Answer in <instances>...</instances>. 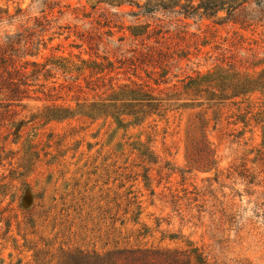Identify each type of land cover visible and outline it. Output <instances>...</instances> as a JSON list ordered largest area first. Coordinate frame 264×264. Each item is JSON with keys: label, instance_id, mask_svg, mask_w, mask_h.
<instances>
[{"label": "rangeland", "instance_id": "obj_1", "mask_svg": "<svg viewBox=\"0 0 264 264\" xmlns=\"http://www.w3.org/2000/svg\"><path fill=\"white\" fill-rule=\"evenodd\" d=\"M222 1L234 7L242 2ZM146 2L141 0V6ZM120 3L0 0V43H16L37 18L46 16L63 29L55 28L30 48L29 54L38 56L27 61L116 60L139 48L128 27L150 24L151 29L179 33L170 41L171 53L184 49L185 57L171 54L168 59L172 84L231 63L250 72L264 69V29L243 30L233 20L225 21L227 6L200 20L185 19L174 4L168 11L158 8L148 14ZM246 4L247 11H257L255 1ZM105 21L111 22L113 34L100 36L90 50L88 33L96 37L107 32ZM54 77L50 82L57 86L70 82L60 72ZM56 90L53 98L38 94L40 100L25 101V110L15 109L17 120L29 122L50 99L66 92ZM239 109L257 114L251 128L232 125L230 116L239 111L228 106L217 124L211 113L195 109L153 117L126 130L111 119L82 117L27 123L17 134L10 127L2 129L0 152L6 153L0 160V264H60L77 252L195 248L211 264H264V95H253ZM200 121L210 122L203 128ZM240 131L246 134L239 136ZM30 144L39 158L25 155ZM145 150L150 154L142 157ZM224 214L234 216L235 223H228Z\"/></svg>", "mask_w": 264, "mask_h": 264}, {"label": "trees", "instance_id": "obj_2", "mask_svg": "<svg viewBox=\"0 0 264 264\" xmlns=\"http://www.w3.org/2000/svg\"><path fill=\"white\" fill-rule=\"evenodd\" d=\"M117 1L121 2L119 6L135 5L141 9L140 12L148 14L157 11L158 8L168 11L174 4V7L179 8L176 13L184 15L185 19L198 16L200 20L216 16L227 6L228 17L224 19L225 21L233 20V23L241 26L243 30L259 27L264 29V0H250L255 1L257 7V11L250 12L247 11V0H241L240 5L236 7L222 0H147L142 6L141 0ZM151 1H157L158 5L151 7ZM42 19L37 18L34 27L27 28L26 33L19 35L16 43H0V132L10 127L16 131L11 134H17L23 131L27 123L47 125L76 117L87 118L93 122L111 119L118 129L126 130L141 126L153 117L164 118L172 113L195 109H204L206 115L211 113V121L217 124L222 111L228 106L237 107L239 111L230 116V119H233L232 125H243V128L247 129L251 128L252 121L256 120L257 114L251 111L241 114L239 108L253 95L257 93L264 95V69L250 72L249 69L244 70L243 65L231 63L226 66L219 65L205 74L188 76L180 83L172 84L168 77L170 73L168 59H172L171 54L177 55L179 59L185 57L184 49L179 50L180 54H177V51L171 53L173 47L170 41L178 37L179 33L171 34L170 30L163 31L158 27L151 29L150 24L128 27L132 40L140 43L139 48L130 51V57L125 56L116 60L108 57L102 60L99 58L72 60L61 57L45 64L36 59L27 61V57L38 56V53L29 54L30 48L43 43L45 37L55 28L59 31L63 29L52 26L53 21L48 20L46 16ZM104 23L102 27H107V32L96 37L88 33L86 43L90 50L100 36L113 34L111 22ZM98 25L101 26L100 23ZM182 34L185 35V32H180V35ZM53 35L60 34L53 32ZM180 38L183 39L184 36ZM48 40L52 41L53 38ZM59 72L62 76L68 77L70 82L67 86L63 84L57 86V82H50ZM57 88L66 90L65 94L50 99L51 104L45 105L41 112L32 114L29 122L17 120L19 114L16 113V108L25 110L27 106L23 103L33 99L40 100L38 94L48 99L53 98L52 92L57 91ZM59 101H64V104H58ZM72 103H75L74 107ZM209 122L200 121V125L205 128ZM243 132L245 131H240L238 135L246 134ZM5 153V149H2L0 160H3ZM148 154L149 151L145 150L142 157H147ZM25 155L29 160L39 158L36 146L32 144L26 149ZM151 162L152 160H143L144 164ZM146 179L149 180L148 176ZM172 203L175 206L177 202ZM202 213H205V210H199V214ZM224 217L228 223H235L234 216L224 214ZM60 264L211 263L195 248L187 252L137 249L105 255L77 252L66 256Z\"/></svg>", "mask_w": 264, "mask_h": 264}]
</instances>
